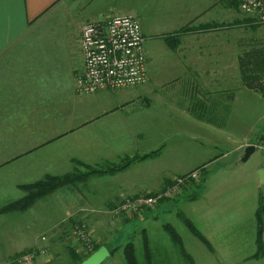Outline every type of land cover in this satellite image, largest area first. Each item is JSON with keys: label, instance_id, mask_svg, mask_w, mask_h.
Segmentation results:
<instances>
[{"label": "crops", "instance_id": "0c3cea01", "mask_svg": "<svg viewBox=\"0 0 264 264\" xmlns=\"http://www.w3.org/2000/svg\"><path fill=\"white\" fill-rule=\"evenodd\" d=\"M150 1L0 0V264H17L15 259L19 254L42 246L40 218L32 210L41 201L47 203L49 199L46 198H50V195L37 201L33 209L25 213L1 212L9 202L22 196L17 185L26 183L23 178L30 180L46 174H67L80 169V165L73 163L75 159L108 167L126 156L145 154L152 149V134L155 131L151 133V130L143 129V125L151 129L152 119L142 112L150 111L152 107L147 102L154 93V88L151 89L153 69L147 68V82L144 84V87L149 84L147 89L137 86L94 93L97 94L94 97L97 108L94 119L88 116L94 110L89 111L81 102L79 105L71 104L76 96V76L83 70L80 51L82 26L87 22L106 23L122 13L137 15L143 20ZM155 1H159L160 9L167 7L168 0ZM202 6L193 5L198 9L197 17H193L192 27L179 35L176 50L169 48L163 38L155 37L152 44L146 47L147 62L151 54L152 59L156 56V60H160L159 70L164 62L166 66L168 63L163 58V52L168 56L166 59L175 62L174 65L170 62L162 75L168 81L178 82V96L183 99L189 97L192 108L188 109L199 113L197 116L201 119H196L201 132L192 135L201 141V148H192L189 153L183 146L182 138L176 134L171 139L174 143L172 149L166 145L156 157L136 160L125 170L78 183L77 190L84 192L88 196L87 201L91 200L99 208H115L124 196H136L147 188L155 187L157 178L161 183L167 176L191 169L194 162L204 159L202 156L210 146L215 149L234 147L231 150L241 152L243 156V145L232 134L227 139H211L212 135L217 138H222V134L226 136L230 129L231 96L233 89L241 88L239 84L236 85L240 71L233 73V64L238 65L241 60L240 50L262 48L263 44L258 42L264 36L260 31L261 26H249L247 17L237 18L233 15L236 8L232 0H207ZM164 13L166 16L167 11ZM169 23L168 19L166 24ZM186 24L180 22L177 27L165 32L170 34ZM142 28L144 33L143 22ZM145 37L147 42L149 37ZM243 43L246 45L241 47ZM221 100L223 104H220ZM179 105L176 107L183 113L182 104ZM162 107L160 111L166 112V107ZM58 111L60 116H57ZM209 111L218 113L219 117L211 116L209 121H205ZM165 119V123H158L154 119V130L167 128ZM179 119L173 123L175 129L182 128L183 122ZM206 131H210V135ZM88 145L94 148V157L88 155ZM185 152L186 156L190 155V159L187 157L185 161L187 163L183 161ZM228 155L229 152L222 153L218 159ZM239 162L241 159L228 172L236 173ZM255 176L252 174L250 177L249 181L253 183L251 187L224 188L231 194L217 196L212 203L199 199L194 202L192 208L199 206L200 210L195 216L191 211L193 222L213 246V250H207V256L199 244L192 245L191 249L186 247L194 264H202V256H206L205 264H235L228 263L225 258L234 251H237L236 256L240 259L236 264H245L243 261L253 255L247 254L246 250H254L256 211L261 197L264 198V182L262 187L259 185L255 188L259 180L257 172ZM100 181L101 188L98 189L96 186ZM210 193L216 194L211 190L208 195ZM172 203L175 202L162 203L158 213L171 212ZM217 204L231 206L220 209L215 207ZM63 206L59 205L61 208ZM51 207L55 208L56 205L52 204ZM145 228L150 235L149 228ZM246 233H249L247 239H251V244L241 246ZM165 257L168 260L161 264L184 263L176 249H169ZM249 261L264 264V257Z\"/></svg>", "mask_w": 264, "mask_h": 264}, {"label": "rangeland", "instance_id": "374dc122", "mask_svg": "<svg viewBox=\"0 0 264 264\" xmlns=\"http://www.w3.org/2000/svg\"><path fill=\"white\" fill-rule=\"evenodd\" d=\"M242 1L243 0H241V3ZM206 3L207 0H168L167 7L163 8L162 6V9H160L159 1H155V2L154 0L150 1L149 2L150 7L145 11V14L143 15V20L139 16L142 21L137 15H134L137 19H139L141 24L143 22L144 33L146 36L149 37L148 41L146 42V47L150 46L155 38L161 39L160 36L169 34L166 33L165 31L167 30L170 31V29L177 27L180 24V22L189 24V29H190L192 27V23H193L192 21L194 20V18L197 17L196 14L198 12V9H195L193 5L202 8L203 7L202 4H206ZM237 9L235 10V12L233 11V15H236L237 18L247 17L249 19L248 21L249 26L258 25L254 20L250 18L251 17L250 15L246 14L243 11L242 4H239V7ZM164 11H167L166 16ZM122 14H127V13H122ZM168 19L170 20V23L166 24L168 23ZM259 26H261L260 31H262L264 36V26L261 24L258 25V27ZM158 42H163V41H158ZM258 44H263L261 46L262 48L257 50H254L255 48L252 50L249 49L248 51H246L245 49H241L240 50L241 60L242 59L246 60L249 54L256 55L262 52L261 50L264 49V39L258 42ZM245 45L246 43L240 44L241 47ZM172 50H176V49L174 48ZM162 55L163 58L166 61H168L167 66L170 62L171 64L174 65L175 62L171 61L170 59H166L168 56L167 55L165 56L164 52L162 53ZM152 57L153 55L151 54V56H149L150 62L149 60L147 62L148 64L147 68L149 67V69H153L152 75H154V82H152L153 87H151V89L154 88L152 91L154 93L149 98L150 102L149 101L147 102V104L152 105V107L150 111L145 112V110H143L144 112L142 113L146 114L148 119H152V121H154L155 119V121L158 123L160 121L162 123H165L163 120L166 118L165 120L169 124L167 123L166 124L167 128H161L160 131L156 129L159 126L155 127L156 130H154L155 124L152 123V121L150 127L151 129L145 128V125H143L144 131L151 130V133L155 131V133L152 134V139L154 141L151 145L152 149L150 148L151 150H149V152L145 154H150L151 155L150 157H156L159 155L161 149L166 145H169V148L172 149L174 143L171 142V139H174L176 134L178 135V138H182L183 146L189 150L188 151L189 153L191 152L192 148H196V147L201 148V146L199 145L201 141L196 140V138H194L192 135V133L199 134L201 132V129L198 130V121L196 119L199 117L197 116V114L199 113H195V112L193 113L188 109V107L192 108V105L189 103L190 102L189 97L183 99V97L178 96L177 94L178 90L176 89L178 82H176L175 80H173L172 82L168 81L166 80L165 76L162 75L163 72H165L167 69L166 64H164L165 62L162 65V69L159 70L158 64L160 63V60L157 61L156 56L154 57L155 59H152ZM258 62L260 63V61ZM236 70L240 71V62L238 65L233 64V73H235ZM238 75L239 77H238V81L236 82V85L239 84L240 85L239 87L241 88L233 89L234 94L233 96H231V107L229 112L231 114L230 129H228L227 132L225 133L226 136L222 134V138L220 137L217 138L214 135H212V139H211L213 140V137L216 139H224V138L227 139L228 135L231 136L232 134V136L235 139H237V141H239L238 143H241L243 145V151L249 145L256 146V151L251 155V157L246 162L241 161L238 163L239 169L236 173L228 172V171L234 169L235 167L234 164L241 159L242 153L233 152L231 149H233L234 147L231 149L230 148L226 149L224 147H223L224 149L222 148L215 149L214 146H210L208 148L209 150H207L205 155H203L204 157L202 156V158L204 159L198 162H194V164H192L191 169L189 170L185 169L183 173L176 174L174 176H170V177L167 176L163 178L161 183H159L160 179L158 180L157 178V181L155 180L156 182L155 187L147 188L144 192H142V194L140 193L139 195L136 196H129V195L124 196L117 204L119 206L127 197L135 199L144 196L147 192H151L153 194L161 193L165 191L167 188H169V186H171L175 182L178 176L182 174H186L188 172L199 170V174L197 178H189V181L191 183H188L184 187V191L182 192V194H178L173 198L163 199L159 204L149 206L148 209L140 213L141 215L135 213H134L135 215L115 213L113 210L116 209L118 206L112 209L99 208V206L94 204L91 200L87 201L88 196L84 195V192L82 191L80 192L79 190H77L78 187L77 184L76 185L68 184L63 188L57 189L56 190L57 192L55 191L56 193L52 192L50 194V198H46L49 199L47 203L41 201L39 205H36L34 207V209L31 207L33 209L32 210L33 214L34 215L37 214L40 218L39 235H40V243L42 244V246L33 249L34 251L40 249V253L38 254L39 257L35 256L34 259L31 261V263H25L27 262V260L24 259V257L20 258L23 254H26L23 253L22 255H20L15 259V262L17 264H36V263L37 264H80L74 261L76 260V258H74L71 255L69 250L70 249L74 250L75 253L78 254L79 256L80 255H82L83 257L87 256L91 251L88 250V247L86 246V241L90 239L94 248L96 244H102V246L108 245L110 248H114L120 245L114 250L113 255H110L102 264H126L123 253V245L128 241H132L135 244L137 256L139 259V264H149V263L160 264L159 263L160 259L158 256L159 254L165 255L167 253L166 251H168L169 249L172 250L179 249L178 244L175 243L170 233L167 232V230L164 227V224L167 223L172 225L181 235L184 241V245H186L185 248L187 247L188 249H191L192 245L199 244V248H201V250L202 248H204L202 252L204 255L207 256V250L209 249L213 250V246L212 248H209L206 246V244L203 241L195 237L187 228V226L182 221V219L178 216V212L183 213L184 215L192 219L190 215L191 211L195 216L196 214L199 213L200 210L199 206L192 208L196 200L199 199L200 201H209L212 203L215 197L217 196L218 197L225 196L224 193L231 194V192H229L224 188H235L240 186L251 187L253 183H251L249 180H251L250 177L252 174L254 177H256L255 176L256 172L259 177V180L255 188L259 187V185L261 187L263 186L260 170L264 165V88L260 86L261 84L257 82V79H251L253 82L251 81L244 82L242 75L241 74ZM259 81L264 84V76L260 78ZM146 82L144 84H146ZM144 84H142L143 87L142 85H140L141 88L147 89V87H149L148 86L149 84L145 86L146 88L144 87ZM96 95L97 94H89V95L78 94L76 92V96L73 97V101L71 102V104L79 105L81 102L82 105L84 104L87 106L89 111L94 110L91 111V113H89L88 115L90 117H93L96 114L95 110H97L95 98H94ZM224 103L226 104L227 100H225ZM220 104H223V100H221ZM178 105L183 108L184 110L183 113L178 111L179 107L178 108L176 107ZM162 106L166 107V112L160 111L161 110L160 107ZM60 115L61 114L58 111L57 116ZM218 115H219L218 113L215 114L209 111V115L206 116L205 118L206 120L205 119L204 120L209 121V119H211V116L219 117ZM177 116L178 117L181 116L180 119L177 118ZM177 119H179V121L182 120L183 122L182 128L178 127L175 129L173 123H175ZM199 119L201 118L199 117ZM59 122L60 123L62 122L61 119L59 120ZM205 133L207 135H210V131H206ZM159 134L161 135V137L159 136ZM244 135L246 136L245 138ZM92 136L95 137L96 134L93 133ZM163 142H166L167 144H164ZM212 143H214V141ZM91 146L92 145H88L86 147V151L89 156L94 157V155L92 154L95 152V150ZM226 152H229L228 157H223L221 159H218L219 157H221L222 153H226ZM145 154H135L134 156L138 155L142 157ZM134 156L131 157L126 156L122 158L120 162L114 163L115 166L112 168L111 165L108 167H106L105 165L96 166L92 164L93 161L88 162V164H86L80 161L79 159L73 160V163L80 165L79 167L80 169L78 170V172L80 173L92 174L91 172L92 168H95L97 172L100 171L99 174L95 173L88 176L87 177L88 181H90L93 177L95 178L96 176H103L104 170L106 168H109L108 173H112L113 171H115L118 165L120 166V164L123 163L127 158H133ZM187 157L189 158L190 155L186 156V152H185V156L183 160L184 162L187 160ZM132 163L127 168H129L132 165ZM71 172H74V170L69 171V173ZM44 176L45 175L34 176V179L39 180ZM27 179L23 178V181L26 180L24 181L26 183H31L36 181L34 179H30V180ZM100 184L101 181L99 184H97L98 186H96L98 189L101 188L99 186ZM19 185L17 186L19 187ZM210 190L216 194L210 193V195H208ZM24 195L25 193L24 191H22L21 197H23ZM167 201L175 202L172 203V206L170 207L171 212L169 213L162 212L159 214L158 209L160 205ZM52 204H55L56 207L52 208L51 207ZM62 204H64L63 208L59 207V205ZM227 206H231V205L217 204L215 207H219L220 209H225V207ZM189 207H191L192 210ZM146 212L147 213L150 212V213L146 214ZM145 227H148L150 231V235H149L150 248L152 250V255L153 253H155L153 259H149V258L147 259L145 254L144 245H143V233H142V229ZM202 234L209 241V239L203 232ZM248 234L249 233L245 234L244 239L246 240L244 239L242 240L241 246L242 245L247 246V244L249 246L251 244V239H247V237H249ZM263 242H264V233H263ZM242 248L243 247H241V250L242 252H244ZM257 249L258 246L255 237L253 252H251V248H247L248 251L246 250V252L247 254L251 253L255 255L257 253ZM236 252L235 251L234 253L231 252L230 257H225L226 261H229L228 263L231 262L236 264L240 260L239 258H237ZM253 255L252 256L249 255L251 257H248L243 262L245 264H254V261H249L251 260V258L254 259ZM206 256H202V261H203L202 264H205L204 261L206 260ZM181 264H190V263L185 259L184 263ZM195 264H199V263H195Z\"/></svg>", "mask_w": 264, "mask_h": 264}, {"label": "built area", "instance_id": "2783aa9c", "mask_svg": "<svg viewBox=\"0 0 264 264\" xmlns=\"http://www.w3.org/2000/svg\"><path fill=\"white\" fill-rule=\"evenodd\" d=\"M241 4L246 14L264 26V0H243ZM80 51L83 70L76 76L78 94L134 88L147 80L146 37L139 19L132 14L115 15L106 23H85L81 28ZM198 174L199 170L182 174L158 194L147 192L139 198L127 197L113 211L126 215L140 214L163 199L182 194L184 187L191 183L189 178H197ZM86 246L90 251L94 249L90 239ZM39 253L40 249L33 250L20 258L24 257L25 263H31Z\"/></svg>", "mask_w": 264, "mask_h": 264}, {"label": "trees", "instance_id": "16d2710c", "mask_svg": "<svg viewBox=\"0 0 264 264\" xmlns=\"http://www.w3.org/2000/svg\"><path fill=\"white\" fill-rule=\"evenodd\" d=\"M232 2L234 3L233 7H235L236 9L239 7V4H241V0H232ZM256 24L260 25L258 22H256ZM186 29H189V24H186V25L180 27L179 29H177L176 31H174L170 34H165V35H162L160 37L163 38V40L167 43V45L171 49H174L176 47L178 38H180L179 35L181 33H183ZM261 51L262 52H260L256 55L249 54L246 60L242 59L240 61V73L242 75L244 82H248V81L253 82L251 79H257V82L259 84H261L260 86L264 88V84L259 81L260 78H262L264 76V49ZM258 61H260V63ZM150 156H151L150 154H145L142 157L137 155V156H134L133 158H127L123 163L120 164V166L118 165V167L112 173L126 169L133 161L140 160V159L141 160L147 159ZM114 166L115 165L113 164L111 166V168ZM78 170L79 169H76V170H74V172L67 173L64 175L47 174L43 178L36 180L34 182L23 183V184L19 185V188L22 191H24L25 195L23 197H20V198L14 200V201L9 202L5 207H3L1 209V212H5V213L6 212H16V211L26 212L31 207H33L37 203V201L45 198L46 196L50 195L52 192H55L57 189L63 188L68 184H75L76 185L78 183H84V182L88 181V178H87L88 176L95 174V173L96 174L100 173V171L97 172V170H95V168L91 169L92 174L80 173V172H78ZM108 171H109V168H106L104 170V174L105 173L107 174ZM195 197H196V195H195ZM190 198H192V197H190ZM178 216L182 219V221L185 223L187 228L190 230V232L195 237H197L198 239L203 241L207 247L212 248L211 243L204 237L202 232L195 225V223L193 222V220L191 218H189L186 215H184L183 213H179V212H178ZM256 220H257L256 242H257L258 249H257V253L255 255H253V258L260 259L261 257L264 256V242H263L264 201H263L262 197L260 199L259 206H258V209L256 212ZM164 227L167 230V232L170 233V235L173 238V240L175 241V243L178 244L179 249L177 251L180 253L183 260L185 261V259H186L190 264H194V259L189 254L187 249L185 248L183 238L177 232V230L172 225H170L169 223L164 224ZM142 233H143V245H144L146 257H147V259L148 258L153 259L155 256V253H153V255H152V250L150 248L149 234L147 233L146 228L142 229ZM100 246H102V244H96L95 248L85 257H83L82 255L79 256L72 249H70L69 252L71 253V255L74 258H76V260H74L76 263L77 262L81 263L84 260V258H87L91 253H93L94 251L99 249ZM106 246L109 248L111 255H113L114 250L120 245H118L117 247H114V248H110L108 245H106ZM123 253H124L126 264H139V259L137 256L136 247L132 241H128L123 245ZM20 255L21 254H19L18 257ZM165 255H163V254L158 255L159 259H160V261H159L160 264L164 263L163 261L168 260L167 257H165ZM162 259H164V260H162ZM149 264H151V263H149Z\"/></svg>", "mask_w": 264, "mask_h": 264}, {"label": "water", "instance_id": "95a60500", "mask_svg": "<svg viewBox=\"0 0 264 264\" xmlns=\"http://www.w3.org/2000/svg\"><path fill=\"white\" fill-rule=\"evenodd\" d=\"M256 151L255 145H249L245 148L244 154L241 157L242 162H246L251 155ZM261 179L264 182V170H260ZM111 252L105 245L101 246L98 250L94 251L90 256L84 259L80 264H102L109 256Z\"/></svg>", "mask_w": 264, "mask_h": 264}]
</instances>
